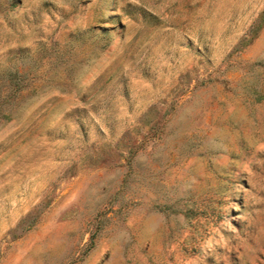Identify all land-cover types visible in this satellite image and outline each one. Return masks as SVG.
<instances>
[{
    "label": "rangeland",
    "instance_id": "374dc122",
    "mask_svg": "<svg viewBox=\"0 0 264 264\" xmlns=\"http://www.w3.org/2000/svg\"><path fill=\"white\" fill-rule=\"evenodd\" d=\"M0 264H264V0H0Z\"/></svg>",
    "mask_w": 264,
    "mask_h": 264
}]
</instances>
